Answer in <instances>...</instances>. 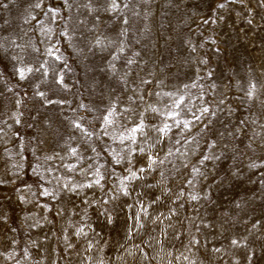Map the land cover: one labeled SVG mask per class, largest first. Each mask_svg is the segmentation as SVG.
Listing matches in <instances>:
<instances>
[{"label": "rangeland", "instance_id": "obj_1", "mask_svg": "<svg viewBox=\"0 0 264 264\" xmlns=\"http://www.w3.org/2000/svg\"><path fill=\"white\" fill-rule=\"evenodd\" d=\"M35 2L0 0V264H264V104L259 103L264 100V8L257 0H122L119 11L105 13L99 0H93L99 12L83 6L88 0H70V8L63 0H43L39 9ZM221 2L224 9L217 8ZM43 28L52 31L46 35ZM96 36L107 46L92 47ZM53 44L60 61L46 55ZM13 56L32 64L48 60L67 87L49 91L51 74L45 82L37 74L29 78L31 85L18 83ZM129 59L135 62L128 64ZM250 82L258 100L244 95ZM36 84L49 98L66 103L44 104L34 95ZM181 96L177 119L192 120L202 107L216 116L202 117L190 130L176 128L167 113ZM110 108L115 109L110 117L114 124L105 135L103 117ZM140 113L146 124L173 127L167 136L150 127L146 137L138 136L131 145L157 159L156 171L141 174L143 179L129 187L149 206L148 216H141L143 227L136 229L129 219L139 207L135 193L109 197L118 179L128 175L126 165L112 159L113 152L126 155L121 149L127 145L112 136L138 122ZM74 119L94 133L90 140L73 127ZM240 120L246 123L240 125ZM257 132L260 137L251 139ZM213 154L220 159L200 163ZM132 159L135 167H147V155L137 152ZM89 165H103V190H62L65 183L89 182ZM193 167L206 178L192 173ZM165 188L170 192L165 194ZM44 189L55 197L43 196ZM192 194L201 198L192 201ZM156 197L160 199L152 204ZM104 209L111 222L101 214ZM169 209L175 212L170 219L151 222L161 213L169 215ZM79 227L86 237L76 235ZM193 237L200 244H190ZM233 238L241 246L233 247ZM213 247L221 252L211 251Z\"/></svg>", "mask_w": 264, "mask_h": 264}, {"label": "snow or ice", "instance_id": "obj_2", "mask_svg": "<svg viewBox=\"0 0 264 264\" xmlns=\"http://www.w3.org/2000/svg\"><path fill=\"white\" fill-rule=\"evenodd\" d=\"M121 2L122 0H99L100 3V8L103 9V11L105 13H114L120 10L121 7ZM227 2H239V3H243L244 0H227ZM63 4L65 7L70 8L72 6V4L70 3V0H63ZM257 5L258 7L264 8V0H257ZM7 4H4L3 7H7ZM43 6V0H36L34 7L39 9ZM85 8L88 9L89 12H99L98 8H94L93 7V0H88V2L83 5ZM125 8L128 7L127 3H124L123 5ZM226 7V3L225 2H221L219 4H217V8L219 9H224ZM48 12L56 14L59 12V8H49ZM47 14V13H46ZM33 19H36L35 17H33ZM95 19L98 21L100 19L99 15H97L95 17ZM249 24L252 23L251 20L248 21ZM81 23H83V21H81ZM124 24L128 23L127 19L123 20ZM204 23H209V20H204ZM46 35L51 33V29L50 28H43L42 29ZM92 29H89V31H91ZM60 35L64 36V37H68V33L67 32H61ZM123 35V33H122ZM11 43L15 44V41H12ZM91 43V42H90ZM109 44H111V41L108 42ZM107 45L104 44V40L101 39L100 36H96L94 43H92V47H106ZM19 47V45H18ZM0 50H4V41L0 40ZM120 52H123V46L121 44V46L118 49ZM33 51L35 52H39L40 50L37 48H34ZM59 52V49L56 47L55 44L51 45L50 47H48L46 49V55L48 57L53 58L54 61H60L61 57L59 55H57V53ZM117 57H113V59H116ZM12 59L14 61H16L17 63L14 64V68H15V76L17 78V82H28L29 85L32 84V81L29 80V78L31 76H36L38 75V78L41 80V82H45L47 81L49 75H52V81L51 84L49 85V91H51L53 94H55L56 91H58V88L56 86H59L60 88H66L67 85L64 83V77L63 74L60 72H57V70L55 69L54 65L52 63H50L48 60H44L42 62L38 61L35 64L32 63H25L24 59L22 57H18V56H13ZM135 61L129 59L127 61L128 64H132ZM205 62V61H202ZM196 85L193 84L192 87H195ZM188 87V86H186ZM35 88L37 89L34 92L35 96H38L39 98H41L42 102L46 105H52V104H59V105H63L64 103H66V101L64 100H59V99H51L48 96V92L47 91H40L39 90V84L35 85ZM8 91H12L11 88L8 89ZM257 89H256V85L252 84L250 82L248 89L245 91L244 95L249 99V100H258V97L256 95ZM171 95V94H168ZM140 99L142 100L143 97H140ZM130 101H133V97H129ZM17 104L20 103L19 100L16 101ZM184 103V97H179L176 100L173 101V108L167 113V119L174 121V126L178 129L181 130H190V126L197 121H200L202 119V117H205L206 115H210L212 117L216 116V112L211 111L208 107H202L198 109L199 115H197L196 113H193V119L192 120H180L177 119V117L179 116V112L176 111V109H179L181 107V105ZM221 104L224 103L223 100H221L220 102ZM259 103L264 104V100L259 101ZM81 108L86 107L85 105L81 104L80 105ZM149 109L153 112V113H158V109L155 107H152L151 105L148 106ZM126 112L128 111H133L130 108L125 109ZM147 111V109L145 110ZM115 114V109L114 108H110L107 112V115H105L103 117V122L105 125V135H109L108 131H107V127L109 125H113L114 121L112 119H110V117H112ZM140 119L138 120V122L133 123L131 127H123V130L121 132H119L118 135H114L112 136V139L114 141H119V143L121 145H127L126 148L121 149L122 152H126V155H121L120 152H113L112 154V159L114 161L115 164L120 165V164H125L126 167L124 168V171H126L128 173L127 176H124L123 178L118 179V186L117 185H113V191H112V195L109 197V199L111 200H115L118 198V195H122L125 197L128 196H132L133 193H135V189H132L131 191L129 190L130 184L135 181V180H139V179H143V176L141 174L143 173H150V172H154L156 171V168L154 167V165L157 164V159L155 157H153V155H151L150 153H146L145 148L142 146H137V148L133 149L131 147V145L133 144H137V140H138V136L141 138H144L147 136V132L146 129L148 128H153L156 132L160 133L162 136H167V134L172 130L173 125L168 124L167 122L163 123L162 127H158L155 125H149L146 124L144 119H143V113H140ZM80 120H82L83 118H79ZM17 123H19V119L16 120ZM211 123V121H209L208 123L203 125V129H207L209 124ZM246 123V120H240L239 124L243 125ZM253 124L256 123V120L252 121ZM72 125L75 129H78L83 136H85L86 138H88L89 140L92 138V136L94 135V133L92 131L87 130L80 122L78 119H74L72 121ZM260 127L262 129H264V124H260ZM202 129V130H203ZM0 131H3L2 129H0ZM236 132H240L241 128L238 126L235 130ZM233 132H229L228 135H233ZM260 137V133H255L254 137L251 139H255V138H259ZM147 141L145 140V143ZM160 141L157 140V143H159ZM177 143H179V141H177ZM215 145V142H213V144L209 145V147H213ZM261 147H264V138H261ZM149 147H154V145H149ZM247 147L251 148L252 144L251 142L247 145ZM92 151H96L95 148L92 149ZM139 152L141 154H145L147 155V159H148V163H147V167H135V165L133 164V159L132 157H134L136 155V153ZM71 154L73 156H77V149L76 148H72L71 149ZM169 154H171V151H169ZM220 156L213 154L212 156H203V159L200 161V163H203L204 161H208V160H219ZM159 163H163V160H160ZM251 167H256V165L253 163L252 165H250ZM75 165H70L68 166L69 171H74L75 170ZM101 167H103V165L97 166L94 169L92 168V165H89L88 168L92 169L91 171V176L93 177L89 182L87 183H76V184H71V183H65L62 186V190L63 191H67L69 193L72 194H80L84 189H92L93 187H98L100 189H104V184L102 183V181L105 180V176L104 174L101 172ZM185 167H187V164L185 165ZM81 171L85 172L87 174L86 169H81ZM192 173H194L196 176H200L201 178H206V173L201 171L200 168H196L193 167L191 169ZM159 175L163 178L164 177V173L160 172ZM161 181H157V184H161ZM187 183L189 185H193L194 181L193 180H188ZM148 187H153V185L149 184L147 185ZM163 191L165 192V194L167 192H170V189H163ZM43 196H53L55 197V193L48 191L47 189H44V191L41 193ZM108 193H105V195H107ZM137 200L136 203L139 204V207L134 211L133 215L129 217V219H131L134 222V227L136 229L143 227V224L141 223V216L143 215L144 217L148 216V205H145L142 200L140 199L141 197V193H135ZM184 195L183 190H181V192L178 194L177 198L179 199L180 197H182ZM201 197H199L198 194H192L190 195V199L192 201H197L198 199H200ZM206 198V196L204 197ZM160 199V197H156L151 203L155 204L156 200ZM84 203H89V201L87 199H85L83 201ZM98 201L93 200L91 201L92 204H96ZM103 203H108V200H103ZM183 206V205H181ZM129 208H133L134 205H128ZM169 215L165 216L163 213H161L160 215L154 217L152 219V223H157L158 221L160 223L163 222V220L161 219V217H163V219H170L171 215H175L174 210L169 209ZM103 215H106V219L108 220V222H111L112 217L110 212L107 209H104V211L101 213ZM208 225H205V227H207ZM255 227V225H253ZM88 227L90 228L91 226L88 225ZM197 230H199V226H197ZM131 232L132 229H130L129 232V236H131ZM76 235H83V236H87V232L84 231L83 227H79L76 229ZM190 244L192 245H197L200 244V241L197 240L195 237L192 238V240L190 241ZM230 244L233 247H239L241 246V242L238 241L237 239H231L230 240ZM89 248H91V243L89 242ZM211 251L213 252H221V248L219 247H213L211 249ZM185 259H188V257H185ZM191 264H195L194 261L191 262Z\"/></svg>", "mask_w": 264, "mask_h": 264}]
</instances>
